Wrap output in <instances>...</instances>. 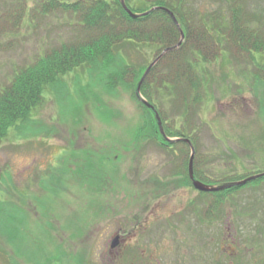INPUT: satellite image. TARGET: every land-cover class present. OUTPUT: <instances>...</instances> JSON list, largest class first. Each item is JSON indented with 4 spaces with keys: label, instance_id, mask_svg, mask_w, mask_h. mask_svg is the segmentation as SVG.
<instances>
[{
    "label": "rangeland",
    "instance_id": "1",
    "mask_svg": "<svg viewBox=\"0 0 264 264\" xmlns=\"http://www.w3.org/2000/svg\"><path fill=\"white\" fill-rule=\"evenodd\" d=\"M184 1L225 20L235 0ZM247 4L264 30V0ZM44 8V0H0V89L77 34L75 18ZM125 50L141 73L155 60L156 48ZM255 58L226 53L202 69L211 96L191 134L194 173L208 186L264 173V58ZM44 96L0 146V264H113L111 234L148 203L150 264H264V183L225 197L198 192L190 147L160 144L131 87L111 93L75 72ZM156 103L169 129L187 123L168 94Z\"/></svg>",
    "mask_w": 264,
    "mask_h": 264
},
{
    "label": "trees",
    "instance_id": "2",
    "mask_svg": "<svg viewBox=\"0 0 264 264\" xmlns=\"http://www.w3.org/2000/svg\"><path fill=\"white\" fill-rule=\"evenodd\" d=\"M124 1L134 14L139 15L137 18L127 13L120 0H44L45 11L67 13L76 19L72 27L77 34L72 41L53 48L45 57L16 72L11 83L0 89V146L12 128L30 121L32 113L44 103L47 88L56 87L64 82V77L75 72L93 76L111 93L131 87L135 100L150 116L151 128L160 133L154 112L136 94L145 72L141 73L140 67L128 59L125 46L156 48V60L165 50L179 44L181 30L185 34L183 43L167 52L151 68L141 85V96L159 113L166 137L190 139L194 143L192 116L197 115L198 109L211 96L209 74L202 70L203 67L226 53H234L241 58L246 55L251 61L256 60V54L264 58L262 22L254 21L247 0L232 2L229 6L230 17L225 20L220 18V13L202 18L184 0H135L137 5L134 7L131 6L134 0ZM145 2L151 6L140 7ZM164 8L176 16L180 27ZM163 93L168 94L171 104L179 112L182 110L181 115L188 124L171 130L164 123L167 115L156 103ZM161 139L164 141L162 135ZM175 143L183 141L169 144ZM200 177L196 173V178ZM246 178H234L232 182ZM260 183H264V178L243 187L211 194L225 197L226 194ZM222 184L229 182L218 185ZM215 202L218 205L221 201L218 199Z\"/></svg>",
    "mask_w": 264,
    "mask_h": 264
},
{
    "label": "flooded vegetation",
    "instance_id": "3",
    "mask_svg": "<svg viewBox=\"0 0 264 264\" xmlns=\"http://www.w3.org/2000/svg\"><path fill=\"white\" fill-rule=\"evenodd\" d=\"M141 209L127 219L125 225L118 226L111 234L106 249L113 264H123L125 259L131 257L129 264H150L151 254L144 245L150 238V205L143 204ZM103 216V214H101ZM160 240V239H159ZM193 253V252H191ZM228 255V252H223ZM210 258V260H209ZM211 263V256H206ZM161 262H158L160 264Z\"/></svg>",
    "mask_w": 264,
    "mask_h": 264
},
{
    "label": "water",
    "instance_id": "4",
    "mask_svg": "<svg viewBox=\"0 0 264 264\" xmlns=\"http://www.w3.org/2000/svg\"><path fill=\"white\" fill-rule=\"evenodd\" d=\"M121 3H122V6L123 8L127 11V13L133 17V18H137L139 15H136L134 14L125 4V1L124 0H120ZM164 10L171 16V18L173 19L174 23L180 27L179 23H178V20L176 18V16L171 12L169 11L168 9H165ZM184 38H185V35L184 33L182 32L181 30V40L179 42V44L173 48H169L167 50H165L150 66L149 68L147 69V71L145 72L144 76L142 77L138 87H137V90H136V94L138 96V99L147 107L149 108L150 110H152L155 114V118L157 120V123H158V126H159V130H160V133L161 135L164 137V139L168 142V143H172V142H175L176 140H171L169 139L168 137H166L165 133H164V128H163V123H162V120H161V117L159 115V113L156 111L155 107L153 105H151L149 102H147L142 96H141V85L145 79V77L147 76V74L150 72L151 68L159 61L161 60V58L169 51H172L176 48H178L182 42L184 41ZM182 140L183 142L187 143L189 146H190V149H191V157H190V161H189V179L190 181L192 182L193 184V187L199 191V192H204V193H214V192H219V191H223V190H226V189H230V188H233V187H243V186H246L247 184L251 183V182H254L256 180H259V179H262L264 178V173H260V174H257V175H253L251 177H248L244 180H241V181H237V182H233V183H229V184H223V185H220V186H208L204 183H202L201 181H199L196 176H195V173H194V158H195V154H196V151H195V148L192 144V142L189 140V139H179L178 141Z\"/></svg>",
    "mask_w": 264,
    "mask_h": 264
}]
</instances>
